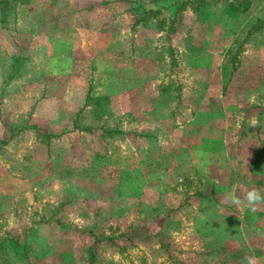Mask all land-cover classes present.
Here are the masks:
<instances>
[{
  "label": "rangeland",
  "instance_id": "374dc122",
  "mask_svg": "<svg viewBox=\"0 0 264 264\" xmlns=\"http://www.w3.org/2000/svg\"><path fill=\"white\" fill-rule=\"evenodd\" d=\"M130 1L0 13V264H264V0Z\"/></svg>",
  "mask_w": 264,
  "mask_h": 264
},
{
  "label": "trees",
  "instance_id": "16d2710c",
  "mask_svg": "<svg viewBox=\"0 0 264 264\" xmlns=\"http://www.w3.org/2000/svg\"><path fill=\"white\" fill-rule=\"evenodd\" d=\"M30 1L31 0H0L1 18L4 19L6 14L14 16L20 5L28 4ZM125 1L129 2L130 0ZM133 2V0L130 1L131 4ZM134 3L136 4V2ZM249 4L250 1L226 0L220 9L212 0H150L148 3L136 5L135 7L132 6L129 9L132 11H138L136 21L141 23L147 22L150 19H157L162 14V9H167L172 14V17H175L187 8L192 10L200 20L207 21L218 11L221 12V15L232 18L243 14L247 11L246 9ZM170 30H174L172 25ZM17 61V59H14L10 65L9 70L5 75V82L15 74ZM1 144H5V141H1ZM0 246H2L1 241Z\"/></svg>",
  "mask_w": 264,
  "mask_h": 264
},
{
  "label": "clouds",
  "instance_id": "9594fccd",
  "mask_svg": "<svg viewBox=\"0 0 264 264\" xmlns=\"http://www.w3.org/2000/svg\"><path fill=\"white\" fill-rule=\"evenodd\" d=\"M261 196L259 194V190L257 189H253L251 191H249L247 194H246V200H247V204L248 206L253 210L255 211L256 210V206L257 204L261 201ZM232 202L234 204H236L237 206H239L242 202L236 198L234 195L232 196Z\"/></svg>",
  "mask_w": 264,
  "mask_h": 264
}]
</instances>
